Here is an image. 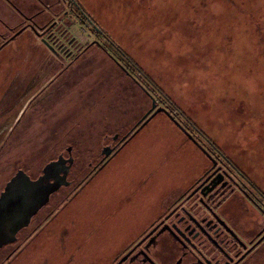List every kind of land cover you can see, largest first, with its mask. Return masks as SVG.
Here are the masks:
<instances>
[{
	"label": "rangeland",
	"instance_id": "1",
	"mask_svg": "<svg viewBox=\"0 0 264 264\" xmlns=\"http://www.w3.org/2000/svg\"><path fill=\"white\" fill-rule=\"evenodd\" d=\"M2 1L0 17L14 23ZM70 1L12 0L20 24L31 27L11 26L8 42L0 41V193L19 168L37 177L68 147L73 172L87 168L105 140L145 121L154 98L164 108V96L183 115L178 124L166 112L146 120L75 196L57 195L39 215L52 212L40 233L9 247L13 254H1L0 264H115L163 201L210 168L188 133L231 155L264 188V0H74L154 82V95L123 72L111 43L69 17ZM54 13L52 52L51 30L46 38L41 29ZM78 57L62 79L76 76L26 106L24 79L47 78L55 64Z\"/></svg>",
	"mask_w": 264,
	"mask_h": 264
},
{
	"label": "flooded vegetation",
	"instance_id": "2",
	"mask_svg": "<svg viewBox=\"0 0 264 264\" xmlns=\"http://www.w3.org/2000/svg\"><path fill=\"white\" fill-rule=\"evenodd\" d=\"M5 1L21 16L23 15L12 4V0ZM67 14L69 17H77L75 12L70 9L67 10ZM58 15V13H54V20L50 28H48V24L41 29V33H44L43 36L47 33L46 38L51 30L50 36L45 41L49 44L47 49L52 52L55 49L51 43V36L59 29L57 26ZM28 21L30 22V19ZM0 25L4 32H0L2 43L8 42V38L5 37L6 30L12 31L13 28L20 27L23 31L31 27L26 23L11 28L1 19ZM86 25L89 26V24ZM101 36L97 35L99 39ZM100 48L108 50L104 46H100ZM83 53L80 54V57ZM78 59L79 57L67 62H58L53 69L54 73L47 78L42 79L43 77L40 75L38 79H36L37 77L24 79L21 87L24 90L21 92H23V97H30L26 106L32 105L43 92L57 81L58 83L65 80L69 82L73 76H76L71 74L69 80L62 79V77H68V71L72 69ZM43 81H45L44 84H42ZM146 120L148 117L140 125L142 126ZM140 125L128 136L113 135L109 141L105 140L97 161L89 163L87 168L80 169L76 173L73 172L76 161L72 147L66 148L67 156L62 152L57 159L47 163L37 177H33L28 171L19 168L0 193V200L6 192L7 185L19 172H23L31 181L35 182L45 176L44 171L50 165L52 166L49 178L42 182V191L46 186L57 185L59 188L52 192L47 204L31 217L29 224L18 231L17 242L5 245L0 249V256L6 253L13 254L14 251H9L8 248L15 244H19L20 248L30 244L51 217L52 212L44 219H40L39 215L51 205L53 199L67 189L70 191L65 193L62 202H67L75 196L109 160L115 157L141 127ZM188 136H191L192 138H190L208 156L211 162L210 168L195 179L185 191L175 192L163 201L160 213L152 218L139 237L122 253L115 264H263L264 188L262 184H259L249 171L244 170L231 155L225 154L217 146L212 148L210 145L211 148L208 150L200 146L195 136L191 134ZM105 149H110L111 154L104 155ZM60 178L65 179L61 180Z\"/></svg>",
	"mask_w": 264,
	"mask_h": 264
},
{
	"label": "water",
	"instance_id": "3",
	"mask_svg": "<svg viewBox=\"0 0 264 264\" xmlns=\"http://www.w3.org/2000/svg\"><path fill=\"white\" fill-rule=\"evenodd\" d=\"M160 112H166L172 117L165 108L158 107L154 100L147 121ZM172 119L174 120L173 117ZM111 152L110 149H105L103 154L108 156ZM51 166L45 169V176L38 181H31L27 175L19 172L7 185L6 192L0 200V249L17 242L18 231L29 224L31 217L47 204L49 196L59 188L57 185L46 186L42 191V182L49 178Z\"/></svg>",
	"mask_w": 264,
	"mask_h": 264
},
{
	"label": "trees",
	"instance_id": "4",
	"mask_svg": "<svg viewBox=\"0 0 264 264\" xmlns=\"http://www.w3.org/2000/svg\"><path fill=\"white\" fill-rule=\"evenodd\" d=\"M73 4H74V6H76L75 14L77 15V17H78L79 21L81 22V24H83V25H85V24L91 25L93 27V31H94V33L96 35H98V36L102 35L106 39V41L108 43L112 44L111 45V49H113L114 53L118 56V58H119L118 60L121 62V66L123 67V72L125 74L129 75V76L134 77L139 83H141L143 86H145L146 90L149 93H152L154 95L156 93V91H157L156 88H155L154 82L144 73V71L137 64H135L131 60V58H129L115 44H113L111 42V40L107 36V34H105L104 32H102L99 29L97 24L94 21H92L91 18L83 12L81 7H79L78 4L74 0H73ZM108 50L110 51V49H108ZM162 96H163V94H162ZM163 99H164L163 100L164 103L167 104L164 108L170 113V115L174 118V120L177 121L176 116L183 115V113L178 109V107H176L172 102H170L164 96H163ZM154 100L157 101V99H155V98H154ZM193 129H194V131L197 134L201 133V131L198 130L195 127V125H194ZM188 135H189V133H188ZM210 145L212 146V148L215 147L213 142H211Z\"/></svg>",
	"mask_w": 264,
	"mask_h": 264
},
{
	"label": "crops",
	"instance_id": "5",
	"mask_svg": "<svg viewBox=\"0 0 264 264\" xmlns=\"http://www.w3.org/2000/svg\"><path fill=\"white\" fill-rule=\"evenodd\" d=\"M5 5H7V8L9 9L10 12H12L15 16V20H14V23H10V22H7L5 21L2 17H0V19L6 24V25H9V26H17L20 24L21 22V15L11 6L9 5L6 1H2ZM18 21V22H17Z\"/></svg>",
	"mask_w": 264,
	"mask_h": 264
}]
</instances>
